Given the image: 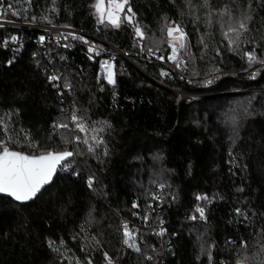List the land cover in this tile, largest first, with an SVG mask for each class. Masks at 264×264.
<instances>
[{
  "label": "trees",
  "instance_id": "16d2710c",
  "mask_svg": "<svg viewBox=\"0 0 264 264\" xmlns=\"http://www.w3.org/2000/svg\"><path fill=\"white\" fill-rule=\"evenodd\" d=\"M94 2L0 0V140L80 153L28 203L0 195V264H108L105 253L112 264H264V64L245 56L264 59V0H129L139 43L127 23H97ZM245 13L230 48L224 32ZM172 23L192 56L180 52L181 68L167 60ZM111 55L114 84L101 68ZM77 135L94 152L65 142ZM197 205L206 219H191ZM124 223L139 250L124 244Z\"/></svg>",
  "mask_w": 264,
  "mask_h": 264
},
{
  "label": "snow or ice",
  "instance_id": "6c2138e0",
  "mask_svg": "<svg viewBox=\"0 0 264 264\" xmlns=\"http://www.w3.org/2000/svg\"><path fill=\"white\" fill-rule=\"evenodd\" d=\"M26 2L30 3V0H26ZM55 3V0H53ZM129 5V0H107V4L105 5V0H95L92 7L94 8V15L97 18V23L99 24H107L113 28L119 29L123 23H127L128 25L134 28L135 36L139 40H143L145 38L144 31L142 27L135 22V14L132 12V9ZM127 7V11L125 12V8ZM250 7V5H249ZM8 9H12V5H8ZM4 13L0 12V15ZM13 15H18V12H13ZM227 14L230 19H234L231 17L230 10L225 6L224 11L221 15ZM211 16V13H209ZM35 17H33V20ZM251 19V16L248 14H243V18L236 21V26H232L229 23L228 29L224 32V37L228 41L230 48L235 46V48L239 47L240 37L244 32L248 31L247 21ZM211 22V21H209ZM3 24H0L2 27ZM64 27H70L65 25ZM166 33L167 36L171 39L169 40V46L171 48L170 54L167 56V60L174 63L177 68H181L182 65L186 64V61L179 56L180 52L185 51V54L188 55L189 59H192L191 53L187 52V34L184 31L183 27L179 24L172 23L170 25H166ZM68 36H71L73 39L84 40L81 36H76L73 33H68L65 36L67 39ZM234 37V38H233ZM12 42L17 40V37H10ZM40 40L43 41L44 37L41 36ZM88 43V41H84ZM8 41H4L6 45ZM203 43V39L201 40ZM147 51L149 54L154 55L155 52L152 48H148ZM156 51H159V48H156ZM89 52H96L95 47H89ZM219 54V53H217ZM96 55H99V52H96ZM245 56L247 57L249 65L253 63L264 64V59H259L256 55L255 49L251 52H246ZM91 58V57H90ZM157 59L164 60V56H157ZM12 61H9V64ZM101 68L105 72L106 80L109 84H114V72L113 65L109 63V61H102ZM161 75H168L166 72H162ZM60 79L59 76L53 75L49 77L50 81H58ZM54 87H59V85H54ZM65 88H69L70 84H65ZM62 95V93H61ZM71 123L74 125V130L80 133H87L90 129L84 122V118L82 116H78L76 111H73L70 117ZM53 127L60 129H68L69 123L67 121H60L53 125ZM103 129H101L102 131ZM92 131H95L92 129ZM95 141V147H99L104 141L96 140L95 136L92 137ZM16 142V141H13ZM66 143H83L88 145V152H94L95 148L89 144V139L85 136L83 139L79 135L74 137V140H68L65 138ZM29 147L36 148L37 145L35 142H29ZM80 154L78 150H68L65 148L63 151H43L37 152L35 154H25L20 151H15L10 149L8 143L6 141L0 140V193L7 194L13 197L16 201L19 202H27L29 200L34 199L37 194L44 188L45 185L49 184L56 173L58 167L61 170H68L71 168V164L69 163V158L74 155ZM105 155H107V151L105 150ZM78 174V173H77ZM92 179L89 178L88 184L89 187L92 186ZM159 187L162 189L165 185L161 184ZM197 200H206V196H197ZM152 199L159 200L160 197L153 195ZM151 207V206H149ZM133 208H139V204L134 203ZM238 214H242L240 209L236 210ZM195 212L199 214L191 216L192 220H196L197 218L204 220L205 210L204 207L197 205ZM134 215H136L134 213ZM145 221L149 219L147 215L143 217ZM123 236H124V244L129 247L135 248L139 250L137 244L135 243V236L133 235V230L129 228L127 223L123 224ZM156 235H164V230L157 232ZM105 258L108 260V264H112L111 258L108 257L107 253L104 254ZM91 264V261L88 262Z\"/></svg>",
  "mask_w": 264,
  "mask_h": 264
},
{
  "label": "built area",
  "instance_id": "2783aa9c",
  "mask_svg": "<svg viewBox=\"0 0 264 264\" xmlns=\"http://www.w3.org/2000/svg\"><path fill=\"white\" fill-rule=\"evenodd\" d=\"M132 34H133V40L136 42V43H139V42H141V40H139L136 36H135V32H134V30H132ZM59 42L56 40V41H54V42H52V45L53 46H55V45H57ZM114 60H115V58H114V56H109V57H106V58H104V60L103 61H109V63H113L114 62ZM160 231H161V229H160Z\"/></svg>",
  "mask_w": 264,
  "mask_h": 264
},
{
  "label": "water",
  "instance_id": "95a60500",
  "mask_svg": "<svg viewBox=\"0 0 264 264\" xmlns=\"http://www.w3.org/2000/svg\"><path fill=\"white\" fill-rule=\"evenodd\" d=\"M69 159H70V158H69ZM59 170H60V168L58 167L56 173L54 174V176H53V178H52V180H51V182H50L49 184L45 185L44 188L47 187V186H49V185L53 182V180H54L55 176L57 175V173L59 172ZM44 188H42L41 191H42ZM41 191H40V192H41ZM40 192H39V193H40ZM39 193H38V194H39ZM38 194H37V195H38ZM0 195H2V196H6V197H9V198H11L12 200H14L15 202L20 203V204L28 203L29 201H31V200H29V201H27V202H19V201H16L13 197H11V196H9V195H7V194L0 193ZM32 200H33V199H32Z\"/></svg>",
  "mask_w": 264,
  "mask_h": 264
},
{
  "label": "rangeland",
  "instance_id": "374dc122",
  "mask_svg": "<svg viewBox=\"0 0 264 264\" xmlns=\"http://www.w3.org/2000/svg\"><path fill=\"white\" fill-rule=\"evenodd\" d=\"M105 5H106V3H105ZM171 38L170 37H168V44H169V40H170ZM142 41V40H141ZM170 52H171V48H170V46H169V51H168V54H167V56L170 54Z\"/></svg>",
  "mask_w": 264,
  "mask_h": 264
}]
</instances>
